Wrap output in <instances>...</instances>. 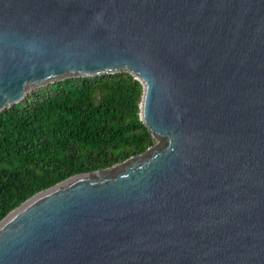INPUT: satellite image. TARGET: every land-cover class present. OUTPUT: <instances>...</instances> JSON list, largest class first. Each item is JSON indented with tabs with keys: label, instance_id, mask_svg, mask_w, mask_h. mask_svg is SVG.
Instances as JSON below:
<instances>
[{
	"label": "water",
	"instance_id": "obj_1",
	"mask_svg": "<svg viewBox=\"0 0 264 264\" xmlns=\"http://www.w3.org/2000/svg\"><path fill=\"white\" fill-rule=\"evenodd\" d=\"M127 71L157 145L0 221V264H264V0H0V113Z\"/></svg>",
	"mask_w": 264,
	"mask_h": 264
},
{
	"label": "trees",
	"instance_id": "obj_2",
	"mask_svg": "<svg viewBox=\"0 0 264 264\" xmlns=\"http://www.w3.org/2000/svg\"><path fill=\"white\" fill-rule=\"evenodd\" d=\"M143 84L127 71L65 78L0 113V221L34 194L145 152Z\"/></svg>",
	"mask_w": 264,
	"mask_h": 264
},
{
	"label": "rangeland",
	"instance_id": "obj_3",
	"mask_svg": "<svg viewBox=\"0 0 264 264\" xmlns=\"http://www.w3.org/2000/svg\"><path fill=\"white\" fill-rule=\"evenodd\" d=\"M158 144V140H157V142H156V144L155 145H157Z\"/></svg>",
	"mask_w": 264,
	"mask_h": 264
}]
</instances>
